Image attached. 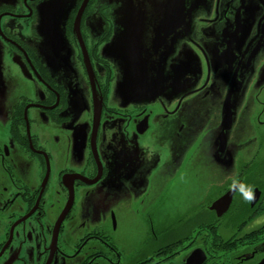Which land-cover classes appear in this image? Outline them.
<instances>
[{"label":"flooded vegetation","instance_id":"flooded-vegetation-1","mask_svg":"<svg viewBox=\"0 0 264 264\" xmlns=\"http://www.w3.org/2000/svg\"><path fill=\"white\" fill-rule=\"evenodd\" d=\"M262 116L264 0H0V264H264Z\"/></svg>","mask_w":264,"mask_h":264},{"label":"rangeland","instance_id":"rangeland-1","mask_svg":"<svg viewBox=\"0 0 264 264\" xmlns=\"http://www.w3.org/2000/svg\"><path fill=\"white\" fill-rule=\"evenodd\" d=\"M263 117V116H262ZM264 118V117H263ZM250 126V121L249 118H247L246 115H243V121L240 124V129L242 132V136H244L245 133H247V128ZM253 139L255 140L254 143L251 145L250 150L252 152V154L258 155L257 160H261L263 162L264 165V129L259 128V125L256 124V126H254V132H253ZM203 151H207L208 153H206L205 155H203L202 159L204 160H208V164H209V173L203 171L200 172V176H207L210 175V178H214L216 176H220V169H222V165L218 162H215L214 160H212V156L211 154L213 153V149L211 147H207V150H203ZM205 168L204 166L202 167V169ZM206 169V168H205ZM127 200L128 198L125 195H119L118 198L115 199V201L118 202V200ZM89 203L91 204H97V203H101V206L103 208H108L109 203L112 201L111 196H106L104 194H96L94 195L92 198H89ZM115 210L117 211V218L119 220V224H118V235L122 236V238L125 241L131 242V238L134 234L133 230L128 229V227L130 225H133V223L135 222L134 219H130L131 217H129V219L124 217V214H127L125 211L119 209V208H115ZM130 213V212H129ZM134 229L137 228V223L135 222V225L133 226Z\"/></svg>","mask_w":264,"mask_h":264},{"label":"water","instance_id":"water-1","mask_svg":"<svg viewBox=\"0 0 264 264\" xmlns=\"http://www.w3.org/2000/svg\"><path fill=\"white\" fill-rule=\"evenodd\" d=\"M228 119L230 121H229V123H227V125L225 127H228L230 125V123H231L230 116L228 117ZM235 189H236V185H235V187H233L229 191H227L224 196L220 197L219 199H217L212 204L213 208L217 209V213L218 214H221L222 212H224L226 210V208L228 206V203L230 201V198L233 195L232 193L235 191ZM258 194H259L258 192H255V194L253 195V198H252V201H251L252 204L256 201Z\"/></svg>","mask_w":264,"mask_h":264}]
</instances>
